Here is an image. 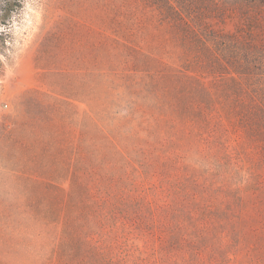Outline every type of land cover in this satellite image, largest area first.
I'll return each instance as SVG.
<instances>
[{"label": "rangeland", "instance_id": "rangeland-1", "mask_svg": "<svg viewBox=\"0 0 264 264\" xmlns=\"http://www.w3.org/2000/svg\"><path fill=\"white\" fill-rule=\"evenodd\" d=\"M0 264H264V0H0Z\"/></svg>", "mask_w": 264, "mask_h": 264}, {"label": "trees", "instance_id": "trees-1", "mask_svg": "<svg viewBox=\"0 0 264 264\" xmlns=\"http://www.w3.org/2000/svg\"><path fill=\"white\" fill-rule=\"evenodd\" d=\"M2 72H3V65H2V63L0 62V76H1Z\"/></svg>", "mask_w": 264, "mask_h": 264}]
</instances>
